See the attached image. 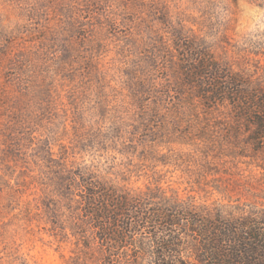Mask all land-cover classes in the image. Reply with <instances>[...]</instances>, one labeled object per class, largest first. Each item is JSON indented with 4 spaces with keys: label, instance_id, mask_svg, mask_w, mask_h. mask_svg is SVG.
<instances>
[{
    "label": "rangeland",
    "instance_id": "obj_1",
    "mask_svg": "<svg viewBox=\"0 0 264 264\" xmlns=\"http://www.w3.org/2000/svg\"><path fill=\"white\" fill-rule=\"evenodd\" d=\"M187 48L264 93V0H0V264H102L90 183L264 215V145L185 86Z\"/></svg>",
    "mask_w": 264,
    "mask_h": 264
},
{
    "label": "trees",
    "instance_id": "obj_2",
    "mask_svg": "<svg viewBox=\"0 0 264 264\" xmlns=\"http://www.w3.org/2000/svg\"><path fill=\"white\" fill-rule=\"evenodd\" d=\"M187 50L197 52L192 57L198 62L194 65L186 56L181 67L185 86L195 91L194 97L210 112L219 105H230L235 129H252L248 141L259 151L264 145V93L225 67L211 64L201 50ZM84 187L89 191L84 213L105 253L102 264H119L122 257L135 263L141 250L147 251L153 264H191V260L194 264H264L263 214L202 216L175 204L146 213L140 202L100 184ZM142 235L148 238L146 248L136 245Z\"/></svg>",
    "mask_w": 264,
    "mask_h": 264
}]
</instances>
